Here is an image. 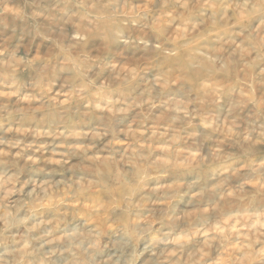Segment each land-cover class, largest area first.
I'll use <instances>...</instances> for the list:
<instances>
[{
  "label": "clouds",
  "instance_id": "clouds-1",
  "mask_svg": "<svg viewBox=\"0 0 264 264\" xmlns=\"http://www.w3.org/2000/svg\"><path fill=\"white\" fill-rule=\"evenodd\" d=\"M0 264H264V0H0Z\"/></svg>",
  "mask_w": 264,
  "mask_h": 264
}]
</instances>
